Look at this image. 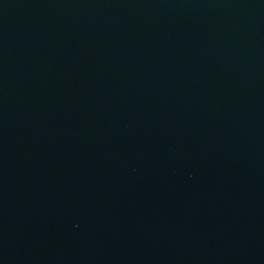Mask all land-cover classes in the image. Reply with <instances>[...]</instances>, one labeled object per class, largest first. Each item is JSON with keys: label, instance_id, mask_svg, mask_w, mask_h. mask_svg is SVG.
Instances as JSON below:
<instances>
[{"label": "water", "instance_id": "water-1", "mask_svg": "<svg viewBox=\"0 0 264 264\" xmlns=\"http://www.w3.org/2000/svg\"><path fill=\"white\" fill-rule=\"evenodd\" d=\"M0 264H264V0H0Z\"/></svg>", "mask_w": 264, "mask_h": 264}]
</instances>
